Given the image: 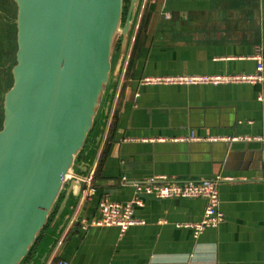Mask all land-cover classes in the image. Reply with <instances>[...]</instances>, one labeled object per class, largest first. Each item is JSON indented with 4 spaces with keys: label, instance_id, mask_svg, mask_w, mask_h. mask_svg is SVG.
<instances>
[{
    "label": "crops",
    "instance_id": "obj_1",
    "mask_svg": "<svg viewBox=\"0 0 264 264\" xmlns=\"http://www.w3.org/2000/svg\"><path fill=\"white\" fill-rule=\"evenodd\" d=\"M147 3L154 14L119 86L103 178L96 194L81 200L49 264H264V79L256 84L145 83L257 73L255 58L262 57L264 64V0ZM191 133L252 140L173 141ZM124 176L140 183L156 176L220 178L225 219L194 237L185 224L202 220L205 199L145 197L135 211L145 224L125 232L90 225L99 217L102 198H134L132 183L122 184Z\"/></svg>",
    "mask_w": 264,
    "mask_h": 264
},
{
    "label": "water",
    "instance_id": "obj_2",
    "mask_svg": "<svg viewBox=\"0 0 264 264\" xmlns=\"http://www.w3.org/2000/svg\"><path fill=\"white\" fill-rule=\"evenodd\" d=\"M13 3L16 62L0 93V264H49L105 140L145 0L127 12L125 0Z\"/></svg>",
    "mask_w": 264,
    "mask_h": 264
},
{
    "label": "built area",
    "instance_id": "obj_3",
    "mask_svg": "<svg viewBox=\"0 0 264 264\" xmlns=\"http://www.w3.org/2000/svg\"><path fill=\"white\" fill-rule=\"evenodd\" d=\"M146 1V0H145ZM255 59L258 61L257 73L255 74H239V75H224V76H209V77H174V78H157L146 79L145 83H167V84H230V83H249L256 84L261 82L263 77L264 64L262 57L258 56ZM249 141L251 138H226V137H212L199 138L195 133L190 136L175 139L173 141L193 142V141ZM93 175L89 176L86 183V188L83 197L94 196L97 192L96 187L92 184ZM122 184L126 185L132 183L135 188V196L128 202H116L109 198H102L99 202V217L92 219L89 224L92 226H116L122 232L127 231L130 227L140 224H145L143 220L135 217L136 207H141L144 204L145 197H154L156 199H170V198H203L207 201L203 218L200 222L194 224H185L194 230V237H199L206 229L215 228L219 226L225 219L224 213L221 210V198L219 182L220 178L216 180H167L164 176H156L150 178L147 182L129 181L127 177L122 178ZM73 222V220H72ZM71 222V224H72ZM88 223V222H87ZM70 224V225H71ZM69 229V228H68ZM68 231V230H67ZM66 231V232H67ZM61 243V242H60ZM59 243V244H60ZM59 264H67L60 262Z\"/></svg>",
    "mask_w": 264,
    "mask_h": 264
},
{
    "label": "trees",
    "instance_id": "obj_4",
    "mask_svg": "<svg viewBox=\"0 0 264 264\" xmlns=\"http://www.w3.org/2000/svg\"><path fill=\"white\" fill-rule=\"evenodd\" d=\"M129 3H130V0H125V11L126 12H127ZM153 14H154V11L152 10L151 7H149V3H147L145 5V8H144L143 12H142V16H141V19H140V22H139V26H138V29H137V32H136L135 40H134L133 47H132V52L130 54V62H129V65H128V68H127V71H126L127 73L129 72V67L132 64L133 57H134L135 53L137 52L138 49H140L139 45H140V42H142L141 39L143 38V36L146 35V33L148 31V27H149L150 22L152 20ZM11 61H12V56L9 55L8 56V65L11 63ZM13 61H14V64H15L16 61L15 60H13ZM8 72H9V77H10V70ZM116 123H117V120H116L115 117H113L112 120H111L109 129H108V132H107V137H106V140H105V143H104V147H103V150L101 152V155H100V158H99V161H98L97 168H96V170H95V172L93 174L92 184L94 186L96 185L97 181H99L100 179L103 178V176H102L103 168H104V164H105V161H106V158H107V154H108V151H109V148H110V140H111V138L113 136V133L115 131V128H116ZM56 212H57V210H55L52 213L49 225L52 223ZM48 226L44 229V231L39 236V239H38L36 245L34 246L32 251L30 252L28 258L26 259V263L31 261V259L35 255L36 251L39 249L40 242L42 241L44 232H45V230L48 229Z\"/></svg>",
    "mask_w": 264,
    "mask_h": 264
},
{
    "label": "flooded vegetation",
    "instance_id": "obj_5",
    "mask_svg": "<svg viewBox=\"0 0 264 264\" xmlns=\"http://www.w3.org/2000/svg\"><path fill=\"white\" fill-rule=\"evenodd\" d=\"M16 8L13 0H0V93L9 81L8 56L16 42Z\"/></svg>",
    "mask_w": 264,
    "mask_h": 264
},
{
    "label": "rangeland",
    "instance_id": "obj_6",
    "mask_svg": "<svg viewBox=\"0 0 264 264\" xmlns=\"http://www.w3.org/2000/svg\"><path fill=\"white\" fill-rule=\"evenodd\" d=\"M16 31V30H15ZM136 36V35H135ZM134 43V42H133ZM12 51H11V56H12V61H11V63L8 65V71L10 70V77H9V81H8V87H10L11 86V83H12V76H11V69H12V67H13V65H14V61L13 60H15V52H16V42L14 41V43H13V45H12ZM2 105H3V103H1L0 102V129H1V126H2V124H1V118H2Z\"/></svg>",
    "mask_w": 264,
    "mask_h": 264
}]
</instances>
